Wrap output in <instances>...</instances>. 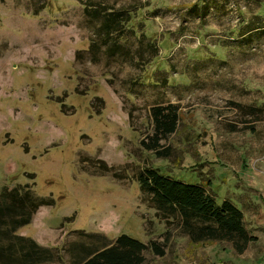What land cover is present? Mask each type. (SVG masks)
Listing matches in <instances>:
<instances>
[{"label":"rangeland","instance_id":"374dc122","mask_svg":"<svg viewBox=\"0 0 264 264\" xmlns=\"http://www.w3.org/2000/svg\"><path fill=\"white\" fill-rule=\"evenodd\" d=\"M86 1L0 0V196L50 202L0 214V264L20 236L48 249L35 264H80L120 233L163 246L142 264H264V0H94L133 10L108 37ZM156 106L179 115L168 157L142 143ZM148 167L230 201L253 239L193 241Z\"/></svg>","mask_w":264,"mask_h":264},{"label":"trees","instance_id":"16d2710c","mask_svg":"<svg viewBox=\"0 0 264 264\" xmlns=\"http://www.w3.org/2000/svg\"><path fill=\"white\" fill-rule=\"evenodd\" d=\"M83 7L88 16L103 19L100 28L106 37L114 32L120 33L122 27L128 25L133 18V10H130L128 6L115 7L111 4L87 0L83 3ZM114 45H118L117 41L114 42ZM166 109H168L166 106H156L154 108L156 131L148 138L150 141L142 140L145 148L155 151L159 157L169 156L170 148L161 146L160 141L163 134L175 132L179 118L175 111L169 112ZM102 162L105 169L111 171L112 167L104 161ZM114 175L118 177L116 174ZM139 179L144 189L147 188L153 191L154 201H157L161 208L165 206H176L178 208L182 215V224L193 241L217 239L218 237L231 239L238 234L239 238L237 239L243 241L239 248L243 249L244 244L253 239L248 236L243 226L241 211L228 200L222 201L221 204L216 203L212 196L206 194L204 186L201 184L176 179L161 173L153 167L146 168L140 174ZM10 193L6 197L4 194L0 196V214L9 215L12 218L14 228L29 223L32 214L40 206L50 204L44 199L34 200L29 193H27V197L21 195L18 189ZM21 237H18V239H23L27 244L24 243L25 245H22L20 249L18 248L16 264H35L42 261L44 259L43 252L48 251V249L32 238ZM12 247L13 245L9 249ZM148 247L158 255H164L165 253L163 246L156 241L151 240L149 243H145L122 234L114 244L99 251L83 264H142L144 261L142 251ZM5 251H7V248L3 249L2 254ZM19 261L21 262L19 263Z\"/></svg>","mask_w":264,"mask_h":264},{"label":"crops","instance_id":"0c3cea01","mask_svg":"<svg viewBox=\"0 0 264 264\" xmlns=\"http://www.w3.org/2000/svg\"><path fill=\"white\" fill-rule=\"evenodd\" d=\"M197 184H199V183H197ZM202 185V184H201ZM203 186V185H202ZM143 190H144V188H143ZM104 231H108V230H105L104 229ZM122 234H125V233H120L118 236H117V238L120 236V235H122ZM92 236H96V237H102V235L103 234H101V232H100V234L99 233H96V234H91ZM126 235H128V234H126ZM128 236H130V235H128ZM130 237H132V236H130ZM117 238L112 242V243H109V244H106V245H103L102 247H100L99 249H96L95 251H93V252H91V253H89L81 262H80V264H83L87 259H89V258H91L93 255H95L96 253H98L99 251H101V250H103V249H105V248H107L108 246H111L112 244H114L115 242H116V240H117ZM132 238H134V237H132ZM135 239H137V240H139V241H142V240H140L139 238H135ZM143 242V241H142ZM41 245V244H40ZM44 247V246H43ZM143 255V254H142Z\"/></svg>","mask_w":264,"mask_h":264}]
</instances>
